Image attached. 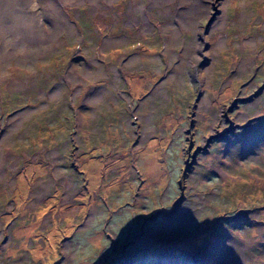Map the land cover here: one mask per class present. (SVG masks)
<instances>
[{"label":"rangeland","instance_id":"1","mask_svg":"<svg viewBox=\"0 0 264 264\" xmlns=\"http://www.w3.org/2000/svg\"><path fill=\"white\" fill-rule=\"evenodd\" d=\"M48 1L0 0V264H264V0Z\"/></svg>","mask_w":264,"mask_h":264},{"label":"bare ground","instance_id":"2","mask_svg":"<svg viewBox=\"0 0 264 264\" xmlns=\"http://www.w3.org/2000/svg\"><path fill=\"white\" fill-rule=\"evenodd\" d=\"M5 1V5H6V7L7 8H9V9H13L15 6H17V3L19 4V6H20V8L21 7H24V8H28L29 10L27 11L28 13H30V12H34V10L32 11L31 10V8L32 7H36L37 6V4H36V2H35V0H4ZM23 1V2H22ZM53 1L54 0H49L48 1V4H49V6H47L46 8H45V10L46 11H51L53 14H51L52 15V17L56 20V19H58V18H60L59 17V14L57 13V11H55V9H54V7L52 8V5H53ZM55 2L60 6V7H62V6H64V2H65V0H55ZM48 9V10H47ZM38 15L37 14H35V18L37 19V20H40L38 17H37ZM18 20H20L21 22L19 23L18 22ZM16 22V25L15 24H12V26L13 27H15V28H17V31H26L25 30V27H27V24L29 25V26H32L33 24H31V23H29L27 20H26V15L24 14V13H21L20 14V16H19V19H18ZM59 20V19H58ZM25 33V32H24ZM23 33V34H24Z\"/></svg>","mask_w":264,"mask_h":264},{"label":"trees","instance_id":"3","mask_svg":"<svg viewBox=\"0 0 264 264\" xmlns=\"http://www.w3.org/2000/svg\"><path fill=\"white\" fill-rule=\"evenodd\" d=\"M128 114H129V113L126 112L125 115H124V117H125V116H128ZM124 117H123V118H124ZM63 130H65V129H63ZM66 131L69 132L68 128H66ZM246 133H248V135H253V130H248V131L245 130V135H244V136L248 139L249 136H247ZM61 134H62V133H61ZM68 134H70V133H68ZM54 135H55V134H54ZM62 135H63V134H62ZM55 136H56V135H55ZM97 144H98V137H95V142H94V144H93L92 147H91L92 150L95 149V148H97V146H98ZM60 146H61L62 148H64V147H63V144H61ZM81 148H82V147H81ZM81 148H80V149H81ZM105 150L107 151V148H106ZM105 150H104V151H105ZM82 151H83V152H86V148H82ZM62 153H63V151H62ZM70 169H71V167H70ZM72 170H74V169L72 168ZM74 174H75V173H74ZM219 231H220V229L218 230V233H219Z\"/></svg>","mask_w":264,"mask_h":264},{"label":"flooded vegetation","instance_id":"4","mask_svg":"<svg viewBox=\"0 0 264 264\" xmlns=\"http://www.w3.org/2000/svg\"><path fill=\"white\" fill-rule=\"evenodd\" d=\"M147 219H148V218H147ZM152 219H155V218H154V217H152V218H151V220H152Z\"/></svg>","mask_w":264,"mask_h":264},{"label":"water","instance_id":"5","mask_svg":"<svg viewBox=\"0 0 264 264\" xmlns=\"http://www.w3.org/2000/svg\"><path fill=\"white\" fill-rule=\"evenodd\" d=\"M151 219V218H150Z\"/></svg>","mask_w":264,"mask_h":264}]
</instances>
